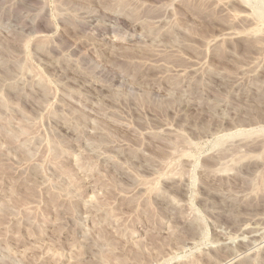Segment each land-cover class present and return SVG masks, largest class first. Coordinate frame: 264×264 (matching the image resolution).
Here are the masks:
<instances>
[{
  "label": "rangeland",
  "instance_id": "rangeland-1",
  "mask_svg": "<svg viewBox=\"0 0 264 264\" xmlns=\"http://www.w3.org/2000/svg\"><path fill=\"white\" fill-rule=\"evenodd\" d=\"M0 264H264V0H0Z\"/></svg>",
  "mask_w": 264,
  "mask_h": 264
},
{
  "label": "bare ground",
  "instance_id": "bare-ground-1",
  "mask_svg": "<svg viewBox=\"0 0 264 264\" xmlns=\"http://www.w3.org/2000/svg\"><path fill=\"white\" fill-rule=\"evenodd\" d=\"M250 229V228H249ZM247 229H245V231H246ZM248 234H250V233H248ZM242 246V245H241Z\"/></svg>",
  "mask_w": 264,
  "mask_h": 264
}]
</instances>
